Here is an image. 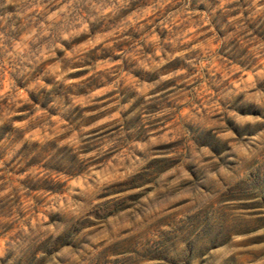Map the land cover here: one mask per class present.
Wrapping results in <instances>:
<instances>
[{
    "label": "rangeland",
    "instance_id": "1",
    "mask_svg": "<svg viewBox=\"0 0 264 264\" xmlns=\"http://www.w3.org/2000/svg\"><path fill=\"white\" fill-rule=\"evenodd\" d=\"M0 264H264V0H0Z\"/></svg>",
    "mask_w": 264,
    "mask_h": 264
}]
</instances>
